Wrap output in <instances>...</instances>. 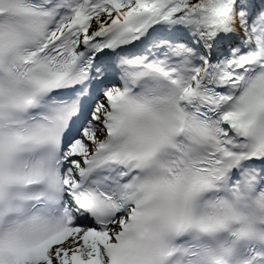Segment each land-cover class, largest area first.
I'll return each mask as SVG.
<instances>
[{"label":"snow or ice","instance_id":"6c2138e0","mask_svg":"<svg viewBox=\"0 0 264 264\" xmlns=\"http://www.w3.org/2000/svg\"><path fill=\"white\" fill-rule=\"evenodd\" d=\"M0 264H264V0H0Z\"/></svg>","mask_w":264,"mask_h":264}]
</instances>
